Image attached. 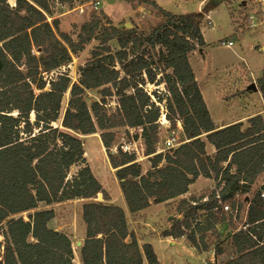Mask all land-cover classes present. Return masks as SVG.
Listing matches in <instances>:
<instances>
[{
  "label": "trees",
  "instance_id": "trees-1",
  "mask_svg": "<svg viewBox=\"0 0 264 264\" xmlns=\"http://www.w3.org/2000/svg\"><path fill=\"white\" fill-rule=\"evenodd\" d=\"M51 1L0 0V227L5 224L0 264H73L69 238L48 228L54 211L37 209L45 195H80L100 187L74 135L98 133L129 214L179 199L176 214L182 220L173 219L163 238H185L198 254L213 246L221 256L225 248L229 256L220 264H264V68L256 81L263 114L246 126L217 129L190 64V54L205 46L199 23L224 0H209L200 12L183 15L148 1L158 17L149 32L92 17L69 34L59 32ZM91 42L96 46L90 60L72 82L65 68ZM155 48L156 67L150 58ZM161 84L166 98L145 91ZM90 91L99 93V101L87 103ZM112 97L117 103L110 112L106 99ZM161 108L170 128L178 124L185 138L165 153L157 151L164 142ZM60 118V128L54 127ZM121 129L140 132L134 139L143 142L150 161L146 175L133 154L119 148L112 154ZM206 143L214 148L212 156ZM73 167L78 172L69 177ZM201 177L212 180L214 190L207 197L182 199ZM221 203H229V211L222 212ZM81 210V264H159L152 246H139L128 231L121 208L89 201ZM25 213L26 220L17 217Z\"/></svg>",
  "mask_w": 264,
  "mask_h": 264
},
{
  "label": "rangeland",
  "instance_id": "rangeland-1",
  "mask_svg": "<svg viewBox=\"0 0 264 264\" xmlns=\"http://www.w3.org/2000/svg\"><path fill=\"white\" fill-rule=\"evenodd\" d=\"M55 1H51V16L57 19L59 32L66 34H69L73 27L79 28L92 17H98L103 22L108 19L117 28L130 26L129 29H131L133 26L139 31L149 32L158 22V17L148 1L155 2L172 15L200 12L209 2V0H90L89 2H87L88 0H71L70 3L62 4L55 3ZM96 2L100 4L96 6ZM10 4L13 2L11 1ZM52 17H47V22L51 23ZM207 19L211 20L212 26H207ZM199 25L205 46L201 52L196 50L189 57L193 56L197 59V61L190 60V64L196 70L199 89L212 121L219 125L230 122L239 116L263 114L262 99L257 87L255 92L249 91L248 87L252 84L256 86V81L264 68V0H224L220 5L211 8ZM222 42H232L233 45L228 48L222 46ZM95 46L96 43L91 42L84 51L72 56L70 65L65 68L72 82L78 80L79 69L90 60L91 52ZM111 47L113 52L118 51V46L115 43H112ZM158 54L159 48L150 51L154 67L157 66ZM145 91L156 93L162 98L167 97L166 87L162 84L158 87L147 85ZM151 95L153 96L152 93ZM68 98L69 94L67 93L62 102L61 118ZM86 98L87 103L90 104L91 101H99L100 96L97 91H90L87 92ZM155 100L157 101L156 98ZM106 102L108 103L107 109L112 112L117 99L115 97L107 98ZM61 118L53 124L54 127L60 128ZM246 123L242 124L246 126ZM161 130L164 142L168 138H174L175 144L183 143L185 140L178 124L175 129L168 126ZM125 131V129L116 131L115 145L122 141L130 144L135 143L139 153L136 156V161L141 166L142 175H146L151 170L150 161L145 156L143 142L134 139L140 132L128 129L125 134ZM74 135L83 145L86 163L100 185L99 191L106 189L109 192L115 206L124 211L128 231L135 236L139 246L144 244L152 246L159 264H220L227 260L229 253L225 248L221 256L215 255L213 246L205 253L206 255H199L184 239L174 240L162 237V233L171 228L172 220L181 218L176 214L178 199L159 206L152 205L147 210L134 215L129 214L120 192L119 183L115 178V171L110 168L101 145L99 133L90 137ZM202 140L205 141V138L203 137ZM164 142L157 146L159 153L167 152ZM206 147L208 154L210 148H213L207 144ZM112 154L116 155L114 152ZM145 160H148L147 165H143ZM78 169V167H73L69 177L75 176ZM205 183L201 187H194L193 191L191 188V193H194L191 194L189 190L188 195L194 197L209 195L214 190V186L210 180H206ZM89 201L108 203L100 201L96 195L91 199L74 197L66 200L58 197L57 201L50 204L45 203L44 197V202L39 204L37 209L39 211L50 209L54 211L55 217L48 224V228L63 233L69 238L74 254L73 264H81L79 249L85 239V224L82 221L81 207ZM224 206L230 208L229 203H221L222 212H224ZM26 215L27 213L17 217H23L26 220ZM245 216L242 209L239 220L243 221ZM4 231L5 224L0 227V251L3 250L4 240L1 234ZM210 241L213 243V238H210Z\"/></svg>",
  "mask_w": 264,
  "mask_h": 264
},
{
  "label": "crops",
  "instance_id": "crops-1",
  "mask_svg": "<svg viewBox=\"0 0 264 264\" xmlns=\"http://www.w3.org/2000/svg\"><path fill=\"white\" fill-rule=\"evenodd\" d=\"M256 1H259V0H256ZM205 43V42H204ZM190 60H196L197 61V59H196V57L194 58L193 56L190 58ZM192 67V66H191ZM193 69V72H194V74H195V79H196V82H197V85H198V88H199V82H198V79H197V74H196V70L194 69V68H192ZM200 90V89H199ZM203 101H204V99H203ZM205 103V102H204ZM206 105V104H205ZM207 107V106H206ZM209 112V111H208ZM256 114H258V113H256ZM256 114L254 115L253 114V116H248V115H245V116H243V117H241V116H239V117H241V118H239V117H236L235 119H233V120H231L230 122H227V123H220L219 125L218 124H216V122H214L213 121V123H214V125H215V127L217 128V129H222V128H224V127H227V126H230V125H232V124H236V123H246L247 122V120L248 119H250V118H252V117H254V116H256ZM243 115V114H242ZM212 119V118H211ZM184 142H185V140H184ZM207 145H209L208 143H206ZM209 146H211V145H209ZM208 147V146H207ZM207 147H206V149H207ZM212 147V146H211ZM209 148V147H208ZM213 148V147H212ZM214 154V148L213 149H211L210 148V152L208 153V155L209 156H212ZM85 156V155H84ZM146 162H145V164H143V165H147V163H148V160H145ZM88 162V161H87ZM137 162V161H136ZM138 163V162H137ZM89 164V163H88ZM114 171V170H113ZM145 173V172H144ZM206 180H209V179H205V178H199L193 185H191L190 187H189V190H190V193H191V188H192V191L194 190L193 188L194 187H201L202 185H204V184H206L205 182H206ZM210 181H212V180H210ZM262 181V180H261ZM260 180L257 182V185H256V187H255V190H257V187L258 186H261V183H263V181L261 182ZM212 183H213V186H214V182L212 181ZM198 184V185H197ZM104 192H105V194H106V199L104 200V201H106V202H108L107 204H111V205H114L115 206V202L113 201V200H111V198H110V196H109V192L105 189L104 190ZM120 192H121V190H120ZM212 192V191H211ZM210 192V193H211ZM194 193V192H193ZM193 193H191V194H193ZM189 194V192L184 196V197H182V199H188V198H190V197H194V196H189L188 195ZM121 195H122V193H121ZM188 195V198L186 197ZM208 195H206V196H200V198L201 197H207ZM195 198H199V197H195ZM181 199V198H180ZM179 200V199H178ZM202 201H205V199H203ZM222 208V207H221ZM245 210H247V207L245 208ZM180 220L179 221H181L182 220V217L181 218H179ZM245 220V219H244ZM220 229V231H222L223 229H224V226H222V227H219V228H217V230H219ZM228 235V234H227ZM168 239V238H167ZM172 239V238H171ZM180 239H184L185 240V238H180ZM174 240H179V239H174ZM170 244H172V243H170ZM194 250V249H193ZM195 251V250H194ZM196 252V251H195ZM198 254V253H197ZM203 254H205V253H203ZM199 255H201V254H199ZM206 255V254H205Z\"/></svg>",
  "mask_w": 264,
  "mask_h": 264
},
{
  "label": "built area",
  "instance_id": "built-area-1",
  "mask_svg": "<svg viewBox=\"0 0 264 264\" xmlns=\"http://www.w3.org/2000/svg\"><path fill=\"white\" fill-rule=\"evenodd\" d=\"M100 3L96 2L95 5L98 6ZM207 26H212L211 20L207 19ZM222 46L225 47H231L233 44L232 42H228V43H221ZM161 115H160V119L158 120V124L160 125V129H166L169 126V122L166 120L165 115H166V111L164 109L161 108ZM137 141H141L140 139H138ZM165 149L166 150H172L174 148H176L179 144H175V139L174 138H168L165 142ZM117 148H119V150L122 153H128V154H133L135 157L139 155L138 153V149H137V145L135 143H126L124 141H122L121 143H119L118 145H115L112 152L116 153ZM261 198L264 197V192L261 193L260 195ZM223 211L227 212L229 211V207L228 206H224L223 207Z\"/></svg>",
  "mask_w": 264,
  "mask_h": 264
},
{
  "label": "bare ground",
  "instance_id": "bare-ground-1",
  "mask_svg": "<svg viewBox=\"0 0 264 264\" xmlns=\"http://www.w3.org/2000/svg\"><path fill=\"white\" fill-rule=\"evenodd\" d=\"M100 197L101 201H104L106 199V194L104 191H99V188L94 191V192H90V193H85V194H80V195H66V194H56V195H46L45 196V203L46 204H50L54 201H57L58 197H61V199H72L74 197H78V198H84V199H91L94 198V196Z\"/></svg>",
  "mask_w": 264,
  "mask_h": 264
},
{
  "label": "water",
  "instance_id": "water-1",
  "mask_svg": "<svg viewBox=\"0 0 264 264\" xmlns=\"http://www.w3.org/2000/svg\"><path fill=\"white\" fill-rule=\"evenodd\" d=\"M210 1H212V0H210ZM220 1V0H219ZM130 28V26H126V29H129ZM248 90L249 91H253V92H255L256 91V86L254 85V84H252V85H250L249 87H248ZM98 199L100 200V197H98ZM101 201V200H100Z\"/></svg>",
  "mask_w": 264,
  "mask_h": 264
}]
</instances>
